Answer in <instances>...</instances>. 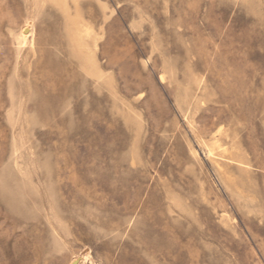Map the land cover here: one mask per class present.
<instances>
[{
    "label": "rangeland",
    "instance_id": "obj_1",
    "mask_svg": "<svg viewBox=\"0 0 264 264\" xmlns=\"http://www.w3.org/2000/svg\"><path fill=\"white\" fill-rule=\"evenodd\" d=\"M73 261L264 264V0H0V264Z\"/></svg>",
    "mask_w": 264,
    "mask_h": 264
},
{
    "label": "bare ground",
    "instance_id": "obj_2",
    "mask_svg": "<svg viewBox=\"0 0 264 264\" xmlns=\"http://www.w3.org/2000/svg\"><path fill=\"white\" fill-rule=\"evenodd\" d=\"M26 32H27V31H26ZM25 34H26V33H25ZM25 34H24V35H25ZM21 35H22V33H21ZM26 35H27V34H26ZM24 37H25V36H24ZM23 39H24V38H23ZM221 125H222V124H221ZM215 133H216V132H215ZM218 133H219V132H218ZM212 134H214V133H212ZM213 136L217 139L216 135H213ZM206 148H207V147H206ZM82 260H83V259H82ZM85 261H86V260H85ZM75 263H76V261H73V262H72V264H75Z\"/></svg>",
    "mask_w": 264,
    "mask_h": 264
}]
</instances>
